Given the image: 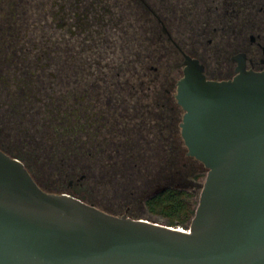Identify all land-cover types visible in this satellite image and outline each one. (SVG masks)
I'll return each mask as SVG.
<instances>
[{
	"label": "flooded vegetation",
	"instance_id": "obj_1",
	"mask_svg": "<svg viewBox=\"0 0 264 264\" xmlns=\"http://www.w3.org/2000/svg\"><path fill=\"white\" fill-rule=\"evenodd\" d=\"M187 60L208 80L263 72L264 0H0V149L48 192L90 202L93 171L145 200L180 172ZM37 121L63 139L51 189L5 141Z\"/></svg>",
	"mask_w": 264,
	"mask_h": 264
},
{
	"label": "water",
	"instance_id": "obj_2",
	"mask_svg": "<svg viewBox=\"0 0 264 264\" xmlns=\"http://www.w3.org/2000/svg\"><path fill=\"white\" fill-rule=\"evenodd\" d=\"M187 64L182 135L207 168L174 184L200 195L190 227L157 221L144 199L134 218L48 192L0 149V264H264V71L217 81Z\"/></svg>",
	"mask_w": 264,
	"mask_h": 264
},
{
	"label": "rangeland",
	"instance_id": "obj_3",
	"mask_svg": "<svg viewBox=\"0 0 264 264\" xmlns=\"http://www.w3.org/2000/svg\"><path fill=\"white\" fill-rule=\"evenodd\" d=\"M29 133L33 135V137H30L29 139L28 137H24L25 135L22 133L12 135L7 138L8 140L5 141L10 142V144L8 145V149L15 153L27 156L30 159V163L35 166L36 172L40 175V181L42 183H45L46 180H50L51 182L46 186L49 189L54 188L52 181L57 176H59V173H61L60 168L64 167V165L59 164L61 155L58 154V152H55V144L61 143L63 139L62 137L56 136L55 132L52 131L49 126H43L41 121H37L32 124ZM2 141L4 140H0V143H2ZM178 144L182 150L180 154V160L178 161V167L180 172L177 177H173L172 175L175 173V168H173L172 166L168 167L165 172L166 182H162V186L176 184L180 176L184 173L186 169H189L193 173L199 172L201 169L207 171V168L205 167L202 161L187 153L188 147L185 144L184 139L182 142H178ZM17 147H19V149H17ZM69 160L72 161L73 159L69 158ZM66 167L67 165H65L64 168ZM100 174L101 173L99 172L92 171L91 175H89L86 180V183L88 185V200L90 202H94L97 206L102 209H105L107 211L109 210V212H116L117 214V211L122 210L120 206H123L125 208L130 205L132 217L135 218V216L140 210V205L144 199V196L142 197V200L138 199L139 196L138 198L135 197L134 199H132L131 191L132 189L134 190V188H122L103 184L99 182V180H96V176H100ZM147 183H144L145 186L147 185L150 187V185H148ZM162 186L150 188L148 187L146 195ZM118 203L120 204L117 205Z\"/></svg>",
	"mask_w": 264,
	"mask_h": 264
},
{
	"label": "trees",
	"instance_id": "obj_4",
	"mask_svg": "<svg viewBox=\"0 0 264 264\" xmlns=\"http://www.w3.org/2000/svg\"><path fill=\"white\" fill-rule=\"evenodd\" d=\"M200 195L183 186L167 185L155 189L144 204L148 212L167 225L189 228L199 203Z\"/></svg>",
	"mask_w": 264,
	"mask_h": 264
}]
</instances>
